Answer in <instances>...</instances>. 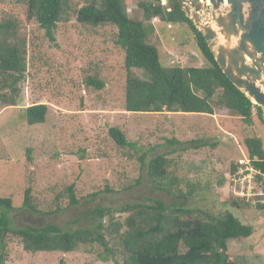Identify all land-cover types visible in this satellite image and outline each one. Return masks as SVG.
<instances>
[{
	"label": "rangeland",
	"instance_id": "obj_1",
	"mask_svg": "<svg viewBox=\"0 0 264 264\" xmlns=\"http://www.w3.org/2000/svg\"><path fill=\"white\" fill-rule=\"evenodd\" d=\"M128 1L129 15L142 20L141 0ZM83 3L70 1L53 43L35 19H27L23 3L0 0V21H17V36L25 41L28 56L18 105L3 107L0 102V197L14 202L8 212L14 229L50 223L64 230L88 228L95 223L90 214L96 208L161 200L170 207L197 211L206 220L201 213L222 218L231 212L255 232L242 241L229 240L230 255L240 264H264V210L253 204L238 208L230 200L232 176L240 169L246 172L245 163L250 165L245 140L258 137L264 148V124L255 116L249 125L224 108L215 115L126 112L125 53L116 43L117 29L79 24L75 11ZM200 3L196 6L201 10ZM153 23L151 41L159 48L164 66L204 64L187 26L159 19ZM90 78L105 83L104 88L89 86ZM37 104L48 106L46 120L30 126L25 111ZM112 127L125 132L135 147L120 148L109 135ZM158 155L173 159L177 175L190 185L184 192L192 187L196 192L178 199L154 188L146 164ZM71 186L78 204L51 213L54 204L59 205L55 194ZM27 189L39 211L24 207ZM67 202L65 195L61 203ZM119 230L124 231L113 227L105 232L109 246L117 250L114 257L99 245L71 253L32 254L11 232L6 237V264H123Z\"/></svg>",
	"mask_w": 264,
	"mask_h": 264
},
{
	"label": "trees",
	"instance_id": "obj_2",
	"mask_svg": "<svg viewBox=\"0 0 264 264\" xmlns=\"http://www.w3.org/2000/svg\"><path fill=\"white\" fill-rule=\"evenodd\" d=\"M71 0H19L27 19H35L50 42H56L58 24L70 8ZM75 11L79 24L86 27L113 26L117 45L124 51L126 70L124 110L128 113H182L215 115L224 108L245 123L252 125L255 116L264 124L261 109L240 92L223 73L204 36L182 12L177 0H141L138 4L143 19L129 15L128 0H83ZM195 7L198 0H192ZM155 19L172 25H185L193 36L204 64L195 67L164 66L159 48L151 41L156 31ZM15 19L0 21V102L3 107L17 106L20 85L28 70L27 46L17 36ZM141 72L138 75L137 72ZM88 85L102 89L105 83L95 78ZM48 106L37 104L25 111L30 126L46 120ZM112 140L120 147H135L120 128L109 129ZM251 165L264 174V148L258 137L245 140ZM144 162V157H139ZM234 168V167H233ZM151 185L178 199H187L196 192L194 187L184 192L188 181L177 175L173 159L165 155L153 157L146 164ZM258 178L261 179L260 176ZM190 187V185H187ZM66 195V206L61 203ZM259 199V197H257ZM233 205L264 210L256 204L233 194ZM51 213L63 211L67 205L78 204L75 188L55 194ZM253 204V205H252ZM24 207L39 211L31 189L25 191ZM14 208L12 198L0 197V264L8 261L7 234L13 232L22 240L26 252H75L82 246L99 245L113 257L117 251L109 246L105 232L119 227L124 251L123 264H240L228 250L229 240L242 241L254 234V228L231 212L222 218L206 213L202 219L197 211L179 206H167L161 200L153 203H128L120 208H96L91 212L94 225L76 230H64L54 223L43 227L26 226L14 229L8 212Z\"/></svg>",
	"mask_w": 264,
	"mask_h": 264
},
{
	"label": "water",
	"instance_id": "obj_3",
	"mask_svg": "<svg viewBox=\"0 0 264 264\" xmlns=\"http://www.w3.org/2000/svg\"><path fill=\"white\" fill-rule=\"evenodd\" d=\"M184 15L204 36L226 77L264 121V0H177Z\"/></svg>",
	"mask_w": 264,
	"mask_h": 264
},
{
	"label": "built area",
	"instance_id": "obj_4",
	"mask_svg": "<svg viewBox=\"0 0 264 264\" xmlns=\"http://www.w3.org/2000/svg\"><path fill=\"white\" fill-rule=\"evenodd\" d=\"M198 1L200 3L203 0ZM245 165H247V173L240 169L232 176L231 182L234 195L244 197L254 204L257 202L264 204V174L256 170L251 165V161L250 165L249 163H245ZM258 176H260L261 179L258 178ZM257 197H259V199Z\"/></svg>",
	"mask_w": 264,
	"mask_h": 264
}]
</instances>
